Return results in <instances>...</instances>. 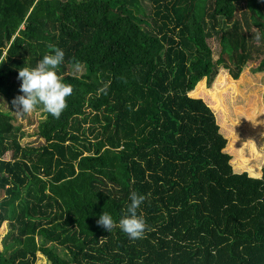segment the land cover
Segmentation results:
<instances>
[{"label":"trees","instance_id":"1","mask_svg":"<svg viewBox=\"0 0 264 264\" xmlns=\"http://www.w3.org/2000/svg\"><path fill=\"white\" fill-rule=\"evenodd\" d=\"M49 45L65 53L67 108L37 106L33 132L0 108V264H264V167L235 171L216 114L191 94L221 66L237 78L258 56L264 72V0H0L9 107ZM133 191L148 226L135 240L97 224L103 212L118 224Z\"/></svg>","mask_w":264,"mask_h":264},{"label":"rangeland","instance_id":"2","mask_svg":"<svg viewBox=\"0 0 264 264\" xmlns=\"http://www.w3.org/2000/svg\"><path fill=\"white\" fill-rule=\"evenodd\" d=\"M210 45L214 51V59L218 60L221 52L219 43L212 40ZM259 62L257 56L237 78L232 75L230 69L221 66L210 85H207V80L204 79L191 93L194 97L206 100L216 114L221 132L228 140L225 150L232 156L234 170L247 172L253 177H260L264 167V72L257 70ZM229 63L234 66L230 60ZM71 73L81 76L84 68L81 67L79 72L73 69ZM6 102L5 98L0 96V108L10 111L17 123L22 124L29 132H33L44 117L40 111L20 115L14 106L9 107ZM42 142L36 136H28L21 143L37 146ZM5 158L11 159L12 153L8 152ZM7 224L5 222L0 228V251L8 231ZM35 264H48V261L39 255Z\"/></svg>","mask_w":264,"mask_h":264},{"label":"clouds","instance_id":"3","mask_svg":"<svg viewBox=\"0 0 264 264\" xmlns=\"http://www.w3.org/2000/svg\"><path fill=\"white\" fill-rule=\"evenodd\" d=\"M255 39H261L257 33ZM52 52L46 54L35 68L23 67L18 72V79L22 81L19 95L12 100V105L20 115L31 114L42 105L43 110L55 118H59L67 108L66 98L73 93V86L63 82V77L58 74V68L64 61L65 53L62 49L49 45ZM74 70H81L80 62H75ZM106 91V89H105ZM146 196L135 191L130 193V201L127 214L118 222L112 215L103 212L97 224L104 227L108 232L119 227L129 238H144L147 224L143 215H138V209L145 201Z\"/></svg>","mask_w":264,"mask_h":264}]
</instances>
